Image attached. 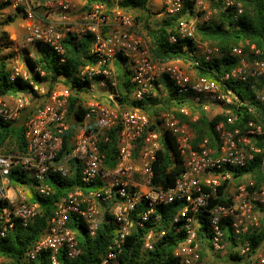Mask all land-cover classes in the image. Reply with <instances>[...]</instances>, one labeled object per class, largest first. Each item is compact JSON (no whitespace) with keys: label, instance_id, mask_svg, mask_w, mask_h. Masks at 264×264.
<instances>
[{"label":"built area","instance_id":"2783aa9c","mask_svg":"<svg viewBox=\"0 0 264 264\" xmlns=\"http://www.w3.org/2000/svg\"><path fill=\"white\" fill-rule=\"evenodd\" d=\"M119 1L97 2L80 12L72 0H0V3L7 5L5 12L21 14L27 45L43 43L64 55V40L69 34L93 35L90 58L78 70L80 80L85 83V93L96 95L97 89L109 90L112 99L118 94L115 60L121 55L131 66L136 99L156 95V87L162 88L160 79L165 75L185 100L204 111L217 105L224 110L226 119L214 125L211 138L197 140L190 121L182 120L173 112L162 115L161 127L175 136L184 164V171L175 184L164 188L153 184L152 162L162 146L160 134L148 130L150 118L143 109L123 107L114 99L112 104L99 100L85 102L83 120L70 140V151L65 152L72 89L58 86L42 102L46 86L32 79L27 69L13 66L11 78L22 77L32 86V91L23 96H0V117L7 122H22L26 142L25 150L19 148L16 140L10 147L6 144L0 147L1 236H7L16 222L27 226L40 210L39 202L30 198L28 188L13 184L11 175L18 172L19 177L25 176L34 182L35 192L49 195L53 192L50 176L68 178L73 162L79 168L81 183L94 188L86 191L77 185L56 203L46 231L27 252L30 260L45 250L52 253L51 264H60L57 255L62 249L69 258L79 256L81 248L76 232L69 225L71 217L82 218L95 235L106 210L118 230L98 264H114L127 237L137 226L145 227L148 221L155 227L145 233L143 243L145 249L152 250L168 232L165 228L156 229L162 227V217L156 215V207L179 201L183 205L172 221L181 223V231L186 235L174 250L182 264H206L204 252L228 251L233 244L226 227H230L231 236L237 242L234 247L243 264H264V243L253 249L252 240L247 237L260 229L264 220V180L258 184L253 178L240 181L241 178L233 176V169L252 164L257 157L264 166V118L235 126L239 121L235 109L246 106L254 112L255 105L241 98L233 87L234 82L248 83L255 93L254 100L264 103V90L257 91L264 79L260 49L250 45V52L255 54L250 58L243 48L235 47L232 53L239 57L238 64L225 73H216L213 78L199 75L194 68L200 65L199 59L189 61L193 67L190 71L183 59L157 58L137 29L136 16L122 8ZM186 1L168 0L166 12L178 14ZM194 1L196 8L205 6L204 0ZM225 3L236 7L238 14L243 10L235 0H225ZM46 12H56L58 16L51 21L44 20L42 15ZM198 19L199 16L181 20L177 34H172L170 41L175 42L178 37L194 38L196 55L211 61L220 50L196 39ZM180 113L192 116L187 106ZM192 119L197 121L196 116ZM112 133L118 137V162L110 168L104 164L101 143L107 142ZM224 182H228L226 190L231 193V202L211 207V198ZM142 201L146 203L145 209L134 216ZM2 261L0 258V264ZM5 264L14 263L6 261Z\"/></svg>","mask_w":264,"mask_h":264},{"label":"trees","instance_id":"16d2710c","mask_svg":"<svg viewBox=\"0 0 264 264\" xmlns=\"http://www.w3.org/2000/svg\"><path fill=\"white\" fill-rule=\"evenodd\" d=\"M83 10L89 9L97 2L111 4L112 0H84ZM213 3V8L218 15L216 18L200 20L196 23V39L209 42L217 46L220 54L214 56L211 61H206L203 57L196 55L194 38L178 37L177 41L171 42L170 36L177 34L178 25L181 20L201 16L202 13L196 11L194 0H187L185 7L175 15L166 12L164 16L153 19L155 16L151 9V0H121L119 4L127 11L150 10V21L146 22V28L151 38V48L153 54L160 59H183L194 61L199 59L200 65H194L199 75L216 77V73L222 74L230 70L239 62V57L232 53L235 47L243 48L244 52L250 57L255 56L250 52V45H255L260 49V57L264 59V0H237L242 3V12L237 13V8L228 6L225 0H217ZM7 5L0 3V96L13 94L16 96L28 95L32 91V86L22 77L11 78L8 58L11 55L3 54L5 48L10 46L9 33L5 29L15 23L19 12H5ZM150 7V9H149ZM22 17V16H21ZM136 19H142L136 16ZM93 35L91 33L69 34L64 45L66 52L64 55L58 54L51 47L43 43H34L30 56L29 50L24 49L22 59L25 61L27 70L32 79L46 86V94L41 97L45 102L53 93L55 88L63 85L72 89L69 103L70 129L67 131L64 140V151H70V140L74 136L77 127L83 120L86 108L83 104L85 83L78 76L79 68L90 58V48ZM128 60L118 55L115 60V68L119 78V92L115 96L116 101L123 107L141 108L150 118L149 131H157L160 134L161 148L156 153V159L152 162L154 172L153 184L164 188L175 184L177 177L184 171L183 157L179 149L175 136L168 130L161 127L160 115L164 111H174L182 120H188L187 116L180 113L183 106L189 107L193 112H201L202 117L199 121L192 122L195 130L196 139L205 136L210 138L213 135V127L216 123L226 119L225 113L207 118L201 106L193 105L185 100L183 96L175 91L173 83L167 76L160 79L162 88L156 87V95H146L138 100L134 97V85L131 81V68ZM233 87L243 99L255 105L254 112L248 107L243 106L235 109L239 115V121L235 126L242 127L249 120H260L264 118V103L255 101V93L250 89L248 83L234 82ZM264 90V79L258 84V92ZM36 103V102H35ZM16 140L20 149L25 150V128L22 122H7L0 117V147L10 145ZM118 137L112 133L107 142L101 143V151L104 155L106 167H114L118 162ZM72 165V174L68 178L60 175H51L50 183L53 192L49 195H41L35 192L34 182L27 177H19L18 172L11 175L13 184H22L29 190L30 198L38 201L40 210L37 216L27 225L23 226L16 222L14 227L9 230L7 236L0 234V258L4 262L14 264H51V251L45 250L39 256L30 260L27 252L39 240L41 235L48 227V220L51 217L56 203L65 197L77 185L83 186L87 191L93 185L81 183L79 168ZM264 166L261 159H257L242 168L233 169V176L237 179L245 175H251L258 184L264 180ZM228 182H224L218 188L216 196L210 200V206L217 204H227L231 202L232 196L226 190ZM183 204L174 202L168 205H158L156 215L162 217V227L168 230L166 236L156 242L154 249L144 248V235L151 228L155 227L152 221L146 222L145 227L137 226L136 229L127 237L122 253L119 254L114 264H182L179 258L175 257V248L185 240L186 235L181 231V223L173 224L172 217L177 213ZM1 206V203H0ZM146 203L142 201L134 211V216L143 211ZM205 218V217H204ZM70 227L76 232L81 254L75 258H69L66 250L59 251L57 257L60 264H98L103 255L107 252L109 244L117 233L118 226L113 217L106 210L95 235H92L85 221L77 216H72L69 221ZM206 229V228H205ZM228 238L231 239L233 246L230 248L229 256L234 261H241L242 257L238 254L235 247L237 242L231 236L230 227L225 228ZM201 235L203 233L201 232ZM252 240V248L259 247L264 242V220L260 229L247 235ZM204 252L203 257L205 256Z\"/></svg>","mask_w":264,"mask_h":264},{"label":"rangeland","instance_id":"374dc122","mask_svg":"<svg viewBox=\"0 0 264 264\" xmlns=\"http://www.w3.org/2000/svg\"><path fill=\"white\" fill-rule=\"evenodd\" d=\"M72 1L76 5V7L78 9L77 10L78 12L83 10V6L85 4L84 0H72ZM235 1L237 2V0H235ZM213 3H218V2H217V0H204L205 6L196 8L197 12L202 13V15L199 16V19L197 20V22H199L200 20H206L208 18H216L217 17L218 13L215 11V10H217V8H213L212 7ZM238 3H240L241 6H242L241 2H238ZM53 13H56V12H53ZM132 13L135 16H137V17L140 16L136 12H132ZM158 13H161L162 16H164L166 14V3L165 2L163 3V5L161 7V10ZM156 14L157 13H155L154 15H156ZM57 16H58V14H57ZM195 17L196 16H194L193 18H195ZM156 19H158V18H156ZM140 23H141V19L137 20V29L146 38L147 43L149 45H151V38H150V41H149V38L144 33V29L142 28L143 26L140 25ZM24 25H25L24 19L21 16H19V17H17L15 23H13V24L9 25L7 28H5L8 31V33H9L10 46L5 48L3 54H8V55L12 54V56H10L8 58L9 68L11 70H12L13 66H15V65H20L24 69H27L26 63L22 59V52H23L24 49H28L29 50L30 56H33V54H34L33 50H32L33 45H27L24 42V35H25V27H24ZM197 39H198V37H197ZM182 61H183L184 65L186 67H188V69L190 71L193 70V67L191 66L189 61H187V60H182ZM129 66H130V64H129ZM130 68H131V66H130ZM118 80H119V78H118ZM59 86H62V85H59ZM117 91L119 92V88H117ZM113 99L116 101L115 97ZM113 99L110 97V91L109 90L97 89L96 90V95L89 94V93H84L83 104H86V103L91 102L93 100H99V101L108 102V103L112 104L113 103ZM166 112H173L174 114H176L174 111H164V112L161 113L160 118ZM191 112H192V116L191 117H187L188 118L187 121H190L191 123L192 122H196L197 123L199 121V119L202 117V113L199 112V111L193 112L192 110H191ZM220 113H225V112H224V110H222V108H219V106H217V105H213L212 108H210V110L205 111V115L209 119L213 118L215 115L220 114ZM193 116L197 117V119H196L197 121H194L192 119ZM7 146L10 147L11 144L7 145ZM252 178L253 177L249 174V175H247L245 177H242L240 179V181H247V180L252 179ZM230 190H231V192L233 191V189H230ZM229 193H230V191H229ZM229 251H230V249L228 251L224 252V253H218V254L208 253L210 255V257H209L210 260L206 259V264H225V263L234 264L235 262H238V263L240 262L241 264H243L242 260L241 261L232 260V258L229 256V253H228ZM1 264H5V262L2 261Z\"/></svg>","mask_w":264,"mask_h":264},{"label":"crops","instance_id":"0c3cea01","mask_svg":"<svg viewBox=\"0 0 264 264\" xmlns=\"http://www.w3.org/2000/svg\"><path fill=\"white\" fill-rule=\"evenodd\" d=\"M168 0H151V9H152V12L153 13H157L154 17H153V19H156V18H160L161 16H162V14L161 13H158L160 10H161V7H162V5H163V3L165 2H167ZM149 9H150V7H149ZM138 15H140L141 16V23H140V25H142L143 27V29H144V33L148 36V38H149V41H150V35H149V33H148V30H147V28H146V22H148V21H150V10L149 11H146V10H136L135 11ZM43 16V19L44 20H48V21H51V20H53V19H55V18H57V14L56 13H53V12H46L45 14H43L42 15ZM8 27V26H7ZM6 27V28H7ZM263 222V221H262ZM264 243V242H263ZM205 260L207 259H209L210 260V255L208 254V253H205ZM234 264H241L240 262L238 263V262H235Z\"/></svg>","mask_w":264,"mask_h":264}]
</instances>
